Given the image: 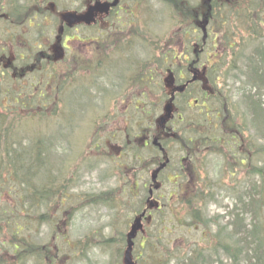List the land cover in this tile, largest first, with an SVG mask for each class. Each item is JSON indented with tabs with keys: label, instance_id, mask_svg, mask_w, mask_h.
I'll use <instances>...</instances> for the list:
<instances>
[{
	"label": "rangeland",
	"instance_id": "374dc122",
	"mask_svg": "<svg viewBox=\"0 0 264 264\" xmlns=\"http://www.w3.org/2000/svg\"><path fill=\"white\" fill-rule=\"evenodd\" d=\"M94 1L12 0L13 4L28 3L30 7L40 3L49 7L54 3L53 11L43 20L45 31H41L31 17L20 24L11 23L8 17L14 15L6 8L8 0H0L5 7L0 15V55L10 59L16 67L14 73V69L8 71L0 66L3 76L0 79V255L14 261L10 242L15 240L10 235L18 226L23 230L17 235L27 238L35 252H40L38 246L42 245L41 250L49 247L58 254L70 255L64 258L69 259L67 263L59 261V264H109L110 259L122 264V256L117 254L123 252L125 244L108 247L102 241L125 235L134 216L153 200L149 217L144 219L146 231L139 233L135 240L134 258L141 252L144 234L149 236L150 230L164 222L166 228L171 229L169 238H165L170 241V249L176 250L177 245H184L186 250L206 246L205 253L213 262L264 264V198H261L264 197V175L256 170V167L264 169V152L255 154L256 145H262L264 140L259 138L253 125L243 122L248 128L243 137L253 150L251 158H247L246 152L232 158L228 150L216 152L208 147L216 146L208 139L216 132L206 125L193 126V133L188 134L191 142L187 145L177 142L184 135L176 131H184L182 125L188 128L202 118L203 109L199 102L194 108H187L180 101L173 104L172 113L185 115V121L171 123L174 130L169 144L170 159L160 171V187L148 198V183L156 168L151 163L158 152L151 145L142 148L139 133L147 131L146 126L150 132L157 128L159 117L165 115L171 89L181 86L184 80L174 75L177 72L166 71L164 62L149 71L155 74L154 80L147 79V85L140 82L134 86L132 77L137 72L136 65L152 56L153 42L172 44V52L181 59L180 65L183 56L188 58L191 50L198 54L197 38L201 39L202 32L199 25L191 23L193 19L186 16L185 8L176 10L159 0H123L122 9L117 13H101L95 25L71 29V33H75L71 36L73 39L80 34L82 39H94L91 45L85 41H70V49L64 57L59 56L55 61L41 60L39 52L43 48L51 56L55 53L60 13L84 11ZM188 1L196 9L205 10L206 0ZM26 7L22 6L21 11ZM258 9L261 10L257 6L255 10ZM36 18L40 21L42 16ZM218 24L214 19L210 21V38ZM127 36L131 39L130 45L123 40ZM216 49L219 54L222 52L220 47L212 48L210 43L204 48V53L207 51L210 55L209 60L212 61L211 54ZM92 50L93 57L98 59H94V66L90 67ZM205 55L199 54L203 63ZM169 61H174L171 56ZM228 84L238 101L235 97H239L241 83L229 80ZM37 98L43 106L37 103ZM153 103L158 105L153 106ZM232 106L237 109L239 119L243 118L245 104ZM44 138L47 140L43 143V155L51 154L53 165L48 159L49 166L42 163L37 168L25 167L23 162L32 164L39 141ZM199 147L198 152L187 151ZM158 156L162 159L160 153ZM179 159L188 167L184 174L176 171ZM13 163L20 167L23 175H29L27 169L32 170L30 190L25 183L27 178L22 174L14 175ZM33 188L37 189L36 193H44V198L36 200L39 194L33 193ZM261 189L263 192L257 194ZM18 190L21 191L15 195ZM110 190L114 191L115 203L108 206L100 196L105 197L104 193ZM192 194L200 208V223L192 220L187 211L185 200L192 198ZM200 194L203 199L198 198ZM240 199L251 202L258 199V206L253 207L256 215L244 214V223L252 221L259 230L251 236L250 246L247 240L240 242L238 248L248 246L242 253L227 256L222 248L213 249V244H218V231L229 234L234 229L231 214L242 205ZM243 234H232L224 242L237 241ZM86 236L95 245L91 244L83 254L79 252L77 258L76 248ZM259 243L262 250L256 252L254 248ZM176 252L182 253V248ZM32 262L36 264L35 256Z\"/></svg>",
	"mask_w": 264,
	"mask_h": 264
},
{
	"label": "trees",
	"instance_id": "16d2710c",
	"mask_svg": "<svg viewBox=\"0 0 264 264\" xmlns=\"http://www.w3.org/2000/svg\"><path fill=\"white\" fill-rule=\"evenodd\" d=\"M159 1L164 2L167 6L173 7L176 10L185 8L187 11L186 16L189 15L187 17L193 19L191 23L193 22V24H196L197 26L199 25L198 29L201 30L202 36L201 39L197 38V42L200 45L199 50H197L198 54L196 55L195 51L193 53V50H191L190 53H187L189 56L188 58L185 55L183 56L182 65H180L181 62L179 63V60L181 61V59L177 56L175 51L172 52V44L167 42L162 43L160 41L153 42L151 50L153 54L150 58L142 59L139 64L136 65L135 69L137 72L132 77V84L135 86L141 82L147 85V79L149 78V80H154L155 74V72L149 71L153 70V66L163 62L167 67L166 71H170L173 74L177 72L174 75H177L178 77L182 76V72H186L187 78H190L192 77V72L190 73V71L194 68L196 69V67L199 68L200 73H198L195 81L188 83L183 91H175L173 104H177L180 101L183 102L185 107L194 108L198 106L199 102L202 104L201 108L203 109L202 118H199L194 123H191L188 128L182 125V129L184 128V131L180 130L176 131V133L183 134L184 137H180V139H177L176 141L187 145L191 142L190 135L188 136V134L193 133V126L196 124L203 126L206 125L207 127H211V129L216 132L213 138H208L209 141L216 143V146L214 147L208 146L211 150L223 153V149L228 150L227 153L231 155L232 158H234L236 154L240 155L242 152H246L247 158H251L253 150L251 149V146L248 145L249 142L246 143L245 138L243 137L244 132L248 131V128L244 127V123L247 125H253L259 138L264 140V0H206L203 4L205 9L204 11L196 9L195 6H193L188 0ZM22 6L27 7L21 11ZM35 6L30 7L28 3L26 5H21L18 2L13 4L12 0H8L6 8H9L8 10L10 13L14 15L13 18L8 17L9 21L11 23L20 24L27 18L31 17V19H35L37 16H42L40 21H38L39 19H35L33 23H35L39 30L45 31L42 29L43 20L46 19L50 12H52L51 8L50 6H45L43 3H40L37 7ZM257 6L261 10H255ZM4 8V5L0 3V15ZM213 19L219 24L217 30H214V33L210 38L211 32L208 29V25L210 24V21L213 22ZM206 20V29L203 31L200 25H202V23ZM131 32L128 34L131 35ZM128 36L123 40L130 45L131 39L128 38ZM144 40H147V38ZM208 43H210L212 48L220 47L222 50L220 54L217 49L211 54L212 61L208 59L210 55L207 51L204 53V48L208 45ZM199 54H206V61L204 63L202 62V58ZM170 56L174 61H169ZM94 59L97 60L98 58ZM48 60L55 61V56H51ZM169 63L172 65H169ZM200 64H203L201 68L198 67ZM8 68L14 69V73H16V67L13 63ZM51 70L55 71V68H51ZM14 73L13 75L15 76ZM188 75L190 76L188 77ZM1 77L3 79L2 73L0 72V79ZM180 80L182 81L183 79ZM229 80L241 83V87L239 88L240 93L237 94L239 97H235L239 99L238 101L234 99L232 91L229 89ZM63 100L65 101V97H62V101ZM38 102L39 105H42L40 104L41 101L39 98H37V103ZM188 102L189 104L191 103L190 106L187 105ZM194 102H196V104H194ZM240 102L245 104L246 109L243 112V118L241 116V119H239L236 114V112H238L237 109L232 106L235 105V103L236 105H239ZM21 104H23V102H21ZM39 105L37 104L36 107ZM154 105L158 104L153 103V106ZM230 109H232V111H230ZM148 113H151V111H148ZM55 115L57 114H54V116ZM248 118L250 119L248 120ZM188 120H186L187 124H189V122H187ZM182 121H185V115L175 114L174 119L167 121V124L169 123V125H171V123L175 124V122L180 124ZM148 127L152 128L151 125H148ZM145 129L149 132L147 126ZM45 140L47 139H40L37 155L34 157L32 164H24L23 162L25 167L37 168V166L42 163H46V165L49 166V161L53 165L51 154L47 153L48 149H46L47 154L45 156L43 155V151L45 150L43 143L46 142ZM169 140H172L171 136H165L161 139L162 145L167 151ZM200 149L201 148L199 147L197 149L195 148L187 151L195 153L200 151ZM157 152L159 154L158 150ZM259 152H264V142L262 145H256L255 154ZM13 167L15 169L14 175L20 176L22 174L23 178H27L25 183L27 188L30 190L32 188V170L27 169L29 175H23L24 173L19 171L20 167H18L15 163H13ZM256 170L264 173V169L262 167H256ZM181 172L182 174L185 173L183 170ZM263 173L262 176L264 175ZM36 190L37 189L33 188V193H36ZM20 191L21 190H18L15 195ZM47 192L49 193V191ZM113 192V190H110L104 193L105 197L100 196L102 202L106 203L108 206L115 203L113 200ZM256 192H259L257 194L260 195L263 190L261 189ZM36 194H39L36 197V200L44 198V193L37 192ZM191 197L192 198L185 200L188 207L187 211L192 220L200 223V208L196 206L197 203L193 198L194 194H192ZM203 197L204 196L202 194L198 196L199 199H203ZM95 198L98 199V196ZM252 199H254L253 195ZM253 201H242L240 199L242 205L236 207V210H234L231 214L234 221L232 224L234 225V229L232 230L233 232L230 231L229 234H220L218 231L216 235L218 244L214 243L213 249L222 248L224 254L227 256H237L238 252L242 253L244 248L250 246V238L257 233L259 227L255 223L251 224L252 221L245 224L244 214L250 213L253 214V216L256 215L254 208L256 209L258 206V199ZM192 204H194V206ZM190 205L192 206L189 207ZM163 214L164 212L161 211L160 215ZM177 220L180 221L179 218ZM207 221L210 223L208 219ZM21 230H23V228L17 226L14 234L10 235L15 240L10 242L14 261L10 262L6 259V257L4 258L0 255V264H33L32 258L34 256L36 257V264H59V261H65V263L69 261V259H64L65 256H70L68 253L67 255L58 254L55 250H51L49 247L41 250L42 245L38 246L40 252H35L31 249L32 244L27 240V238L17 235L21 232ZM145 231L146 229L142 228L140 233L143 234ZM150 231L149 236H145L146 233L143 236L145 240H143V244H141V252L135 258L133 257L135 264H223L220 260L213 262L208 259L210 255L205 253V250L207 249L206 246H197L186 250L184 245H177V247H175L177 251H180L182 248V253L179 254L173 248L170 249V241L165 238H169L171 229L166 228L164 222L158 223ZM241 232L244 234L243 236H240L237 241L225 243L227 242V238L229 236H233L232 234H240ZM88 238L89 237L86 236L85 239L78 244L76 248L78 251L74 254L77 258H79V252L83 254V250L95 245L91 243ZM245 240L248 241L247 243L249 245L246 247L240 246L238 248L240 242ZM162 241L166 242L162 243ZM102 242L108 247H112L116 243H124L126 246V235L123 234L117 237L111 236L107 239H103ZM161 243L163 245H161ZM258 250H262L261 243L257 244L254 248V251L258 252ZM134 251L135 249L133 247L132 256L135 253ZM123 253L124 250L123 252L121 250V253L118 252L117 256L121 255L123 257ZM234 263L235 262L232 264ZM109 264H115V262L110 259Z\"/></svg>",
	"mask_w": 264,
	"mask_h": 264
},
{
	"label": "flooded vegetation",
	"instance_id": "af4514ba",
	"mask_svg": "<svg viewBox=\"0 0 264 264\" xmlns=\"http://www.w3.org/2000/svg\"><path fill=\"white\" fill-rule=\"evenodd\" d=\"M109 2H112V0H108ZM120 3H121V0H118V3H117V5L116 6H113V7H111L106 13L105 12H103L105 15H111V13L112 12H116L117 13V10H121L122 9V6L120 5ZM90 5V4H89ZM85 11V10H84ZM83 10H81V12H78V13H82V12H84ZM77 12V11H76ZM102 13V14H103ZM100 16H101V12H98V13H96V16H94V21L93 22H91V23H93V24H91L90 26H93L94 24H95V22L100 18ZM99 17V18H98ZM35 18V17H34ZM60 25H59V31H58V33H57V35H56V37H55V43H54V51H55V53H53L52 54V56H56V58H58L59 56L60 57H64L65 56V52L67 51V50H69L70 49V47H69V42L70 41H74V40H79V41H85V43H87L88 45L90 44L91 45V43H93L94 42V39H89V38H87V39H82V37H80L81 35L80 34H77V35H79V37H76L75 39H73V37H71L72 35H75V33L74 32H72L71 33V29L74 27V30H77L78 29V27L79 26H82V25H84V26H86V25H89V24H86L85 23V21L84 20H80V21H78V22H76V23H74V24H72L71 26L70 25H68L67 24V22L65 21V20H62V18H61V20H60V23H59ZM88 27V26H87ZM68 31H70V32H68ZM45 36V35H44ZM39 38V37H38ZM47 39L46 40H48V37H46ZM107 40V39H106ZM98 40H96V42H97ZM103 41H105V40H103ZM44 45V47H47V45L48 44H46V43H44L43 44ZM40 47V46H39ZM65 50V51H64ZM39 54L41 55V57H42V59L41 60H44V59H47L48 60V58H50L51 57V55H49L47 52L45 53V51L44 50H40V52H39ZM91 54V63H94L93 61H94V57H93V50H92V52L90 53ZM109 58H111L112 56L111 55H109L108 56ZM20 58L21 59H24V57L22 56V55H20ZM59 59V58H58ZM36 61H37V59H36ZM5 63H6V65H8L9 64V66L11 65V63H10V60H6V58L5 57H3V56H0V66H5ZM43 64V66H44V63H42ZM192 72V73H191ZM199 72V69L197 68V69H193L192 71H190V73H191V75H193V74H195V76H196V74ZM189 73V72H188ZM180 79H183L184 81L182 82L183 84H185L186 82H188V80L190 79V78H187V74L186 73H184V72H182V76L180 77ZM174 91H176V86H174L172 89H171V92H170V95L172 94V92H174ZM191 104V103H190ZM190 104H189V102L187 103V105H189L190 106ZM194 104H196V102H194ZM174 118H172V120H173ZM173 130H174V128L171 126V125H169V123L168 124H166V126H165V129H162V130H156V131H154V132H151V133H149V134H141V136H139V138H140V144H141V146H143V147H150V144H152V138L154 137V136H157L158 138H159V140H160V142H161V139L162 138H164L165 136H173ZM170 142H171V140H169V143H168V151H166L167 153L166 154H161V158L162 159H160L158 156L156 157V160L154 161V163H156L155 165H157L158 164V166L159 165H161V163H162V160H163V158H164V160L166 159V157L167 158H169L170 159V157H169V144H170ZM162 143V142H161ZM162 153V152H161ZM153 163V164H154ZM166 166H163L161 169H163V168H165ZM177 170V172H180V171H184L185 172V170L184 169H188V167L186 166V164L185 163H181V159H179V168H176ZM176 172H174V174H175ZM176 174H178V173H176Z\"/></svg>",
	"mask_w": 264,
	"mask_h": 264
},
{
	"label": "water",
	"instance_id": "95a60500",
	"mask_svg": "<svg viewBox=\"0 0 264 264\" xmlns=\"http://www.w3.org/2000/svg\"><path fill=\"white\" fill-rule=\"evenodd\" d=\"M117 3H118V0H113L112 2L97 1L94 5L90 6L88 10L82 15H77L75 12H66V13H63L62 16L63 18H67L70 24L71 22L80 21V20H84L86 23H90L91 21H94V16H96V13L107 12L110 9V7L116 6ZM183 89H184V86L179 88L180 91H182ZM165 112H166L165 115L160 118V121H159L160 124L164 123L166 121V118H169L171 116V112H172L171 101L170 103H167V105L165 106ZM153 143L159 145L156 138L153 140ZM160 148L162 147L160 146ZM155 177H156V174L154 173L152 175V178L155 179ZM152 205L153 204L151 203L150 206ZM145 213H146L145 210L142 211L134 219L133 223L131 224L129 232L127 233V247L124 252V263L125 264H135L131 256V252H132V248L134 244L133 240L136 237L139 229L142 227V218L144 217Z\"/></svg>",
	"mask_w": 264,
	"mask_h": 264
}]
</instances>
